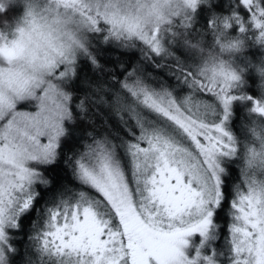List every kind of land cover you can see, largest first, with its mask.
<instances>
[{
	"label": "snow or ice",
	"instance_id": "1",
	"mask_svg": "<svg viewBox=\"0 0 264 264\" xmlns=\"http://www.w3.org/2000/svg\"><path fill=\"white\" fill-rule=\"evenodd\" d=\"M240 3L264 42V7ZM25 7L12 37L0 34V264L14 251L5 229L32 207L36 184L54 183L49 173L61 157L74 183L58 189L34 237L42 256L55 264H197L199 251L193 259L182 251L185 237L209 231V205L223 199L217 156L236 152L214 117L220 105L227 119L234 99L252 97L230 95L239 76L202 46V35L186 31L196 0H26ZM232 24L247 29L235 14L209 21L221 51L243 43L226 35ZM97 44L127 54L120 74L106 69L77 96L67 87L76 60L100 68ZM253 105L264 114V105ZM77 121L89 130L65 151V125ZM242 182L246 190L237 185L232 201V264H264V192L245 168Z\"/></svg>",
	"mask_w": 264,
	"mask_h": 264
},
{
	"label": "trees",
	"instance_id": "2",
	"mask_svg": "<svg viewBox=\"0 0 264 264\" xmlns=\"http://www.w3.org/2000/svg\"><path fill=\"white\" fill-rule=\"evenodd\" d=\"M23 0H18L17 5L5 3L0 0V34L12 37L13 30L22 21L26 11ZM44 1V0H43ZM258 3L264 7V0H258ZM190 11L191 27L186 31L195 36L202 35V46L219 53L220 58L240 76L237 87L230 90V95L252 97V99H234L230 104V110L227 119L224 118L223 106H219V113L215 121L222 122L224 131L227 132L235 141L236 152L233 155H223V161L220 168V188L223 199L214 208V220L220 226V231L226 232V223L230 214L232 201L235 199V189L237 185L241 190L246 189L242 182V169L244 167V153L247 145L255 144L251 134L254 126L264 127V116L257 115L251 111L254 99H264V84L261 83V70H264V42L256 39L257 30L251 25V12L245 8L240 0H210L209 5H199L194 11ZM192 13V14H191ZM238 15L247 25L244 33H240L239 26L232 24L226 30V35L232 37L240 36L243 41L241 47L228 53L220 52L219 46L215 45V37L209 26V21L213 15L218 18L231 17ZM231 23V21H230ZM195 36L192 43H196ZM96 58L101 65L95 68L87 57L78 56L76 60L75 76L69 81L68 90L77 94V96L87 93L90 89L88 84L96 83L102 77L106 78L108 72L106 69H112L120 74L118 64L120 60L127 55L111 44H97ZM185 91L187 89H184ZM206 99H211V94H202ZM103 111V109H101ZM100 118L97 117L99 123ZM67 137L64 140L63 148L65 151H72L79 141L84 138V134L89 127L83 121H77L75 124H67ZM264 176V173L258 174ZM49 179L54 183L48 187L40 184L35 185V190L40 193L36 196L32 207L19 216L17 227L9 229L15 234L16 253L10 258L11 264H54L50 259L42 256L34 247V237L37 232L43 228L47 218V210L56 203V192L62 184H73L71 174L67 172L63 164V157L54 171L49 173ZM45 258V259H44Z\"/></svg>",
	"mask_w": 264,
	"mask_h": 264
},
{
	"label": "clouds",
	"instance_id": "3",
	"mask_svg": "<svg viewBox=\"0 0 264 264\" xmlns=\"http://www.w3.org/2000/svg\"><path fill=\"white\" fill-rule=\"evenodd\" d=\"M171 2L173 4V6H176V5L181 4L182 0H171ZM196 3H197V7L199 5H202V4L203 5H209L210 0H196ZM237 49H233L231 51H235ZM231 51H221L220 50V52H224V53H228ZM214 55L217 58V62H223L225 65L230 67L226 63L225 60L220 58L219 53H214ZM260 75H261V83L264 84V70H261ZM239 79H241L240 76H239ZM254 101H257V102H259V104L264 105V99H254ZM253 107H254V105H252V108H251V111L253 113H255L257 115L264 116V114H260L258 112L253 111ZM251 134L255 140V144H250V145L246 146L245 153H244V167L243 168H245L247 170V172L249 174V178H250L252 184L255 186V188L260 192H264V176H258V174L264 173V127L254 126L251 129ZM234 143H235V141H234ZM187 243H186V245H187ZM206 264H207V262H206ZM211 264H214L212 259H211Z\"/></svg>",
	"mask_w": 264,
	"mask_h": 264
},
{
	"label": "flooded vegetation",
	"instance_id": "4",
	"mask_svg": "<svg viewBox=\"0 0 264 264\" xmlns=\"http://www.w3.org/2000/svg\"><path fill=\"white\" fill-rule=\"evenodd\" d=\"M232 206L230 210V214L228 216V222L226 223V232L220 231V226H218V223L215 222L213 218V224L214 227L212 231L210 232V235H205L206 237L204 244L202 245L203 252L205 253V257H213V260L216 262L215 264H232V252L230 249V231L229 226L234 222V217L232 215ZM202 238L201 234L199 233H192L189 236L185 237V240L189 242V245L196 246L195 241H197V237ZM192 239V240H191ZM34 247L36 248L35 241L33 242ZM191 252L190 250L188 251ZM206 253L208 255H206ZM210 255V256H209ZM204 260V258H203ZM54 259H50V262H53ZM200 262V263H199ZM197 263L204 264L206 261L199 260Z\"/></svg>",
	"mask_w": 264,
	"mask_h": 264
},
{
	"label": "rangeland",
	"instance_id": "5",
	"mask_svg": "<svg viewBox=\"0 0 264 264\" xmlns=\"http://www.w3.org/2000/svg\"><path fill=\"white\" fill-rule=\"evenodd\" d=\"M18 0H4V2L5 3H12V5H17L19 2H17ZM22 3H26V0H23L22 1ZM44 3V1L43 0H41V4H43ZM192 14V13H191ZM220 111H219V108H218V110H217V113H216V115L219 113ZM215 115V117H214V119L215 118H217V116ZM202 139V138H201ZM222 156L223 155H218L217 156V163L219 164V166H221V162L223 161V158H222ZM216 206H212V205H209V210L213 213V211H214V208H215ZM213 218H214V214L212 215V217H211V220H212V223H211V225H210V227H209V231L207 232V234L206 235H210V232L212 231V229H213V227H214V224H213ZM9 229H13L12 227H8V228H6L5 229V231H6V233H7V236H8V246H10L12 249H14V251H12L11 253H9V264H11V261H10V258H11V260H12V262H13V259H12V256L14 257V255H15V253H16V247H15V234H13V233H11L10 232V230ZM198 233V232H197ZM200 234V233H199ZM196 237H197V235H196ZM205 239H206V237H204V236H202V238H200L199 239V237H197V241H195V245L196 246H191V245H189V242L187 243V245H184L183 247H182V251L184 252V254L189 258V259H193V258H196V256H197V251H199V253H200V258L199 259H197V262L199 261V260H201V261H204L203 260V258L205 257L204 255H205V253L203 252V250H201L202 249V245L204 244V241H205ZM192 240V239H191ZM191 251L190 253L188 252V251ZM206 255H208L207 253H206ZM210 256V255H209ZM46 259H50L49 257H47V256H44ZM44 258V259H45ZM210 258L213 260V257L212 256H210ZM51 259H54V258H51ZM213 262H214V264L216 263L214 260H213ZM200 263V262H199ZM199 263H197V264H199ZM54 264H55V259H54ZM204 264H206V263H204Z\"/></svg>",
	"mask_w": 264,
	"mask_h": 264
}]
</instances>
